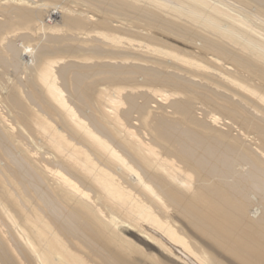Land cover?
Returning a JSON list of instances; mask_svg holds the SVG:
<instances>
[{"label":"bare ground","instance_id":"obj_1","mask_svg":"<svg viewBox=\"0 0 264 264\" xmlns=\"http://www.w3.org/2000/svg\"><path fill=\"white\" fill-rule=\"evenodd\" d=\"M0 264H264V0H0Z\"/></svg>","mask_w":264,"mask_h":264}]
</instances>
